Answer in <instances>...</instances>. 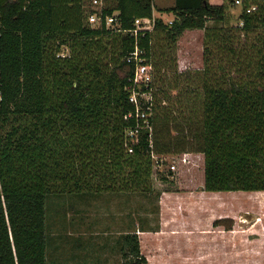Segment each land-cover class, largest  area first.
Listing matches in <instances>:
<instances>
[{
	"label": "trees",
	"instance_id": "1",
	"mask_svg": "<svg viewBox=\"0 0 264 264\" xmlns=\"http://www.w3.org/2000/svg\"><path fill=\"white\" fill-rule=\"evenodd\" d=\"M232 3L175 0L166 21L153 0H0V264H48L51 193L151 190L167 153L201 152L208 190L264 189V0H242L234 23ZM136 17L153 27L134 33ZM187 28H204V63L182 83L172 46ZM124 235L132 254L113 264H145Z\"/></svg>",
	"mask_w": 264,
	"mask_h": 264
},
{
	"label": "rangeland",
	"instance_id": "2",
	"mask_svg": "<svg viewBox=\"0 0 264 264\" xmlns=\"http://www.w3.org/2000/svg\"><path fill=\"white\" fill-rule=\"evenodd\" d=\"M231 5V22H238L241 3ZM213 23L210 17L207 24ZM204 45V28H187L176 39L172 49L176 70H184L182 83L194 75V69L202 68ZM63 51L68 52V47ZM161 71L174 76L175 63ZM188 155L190 160L180 159L170 179L163 180L159 173L168 170L169 162L155 163L153 189L148 191L86 189L48 195V264L120 261L132 254L124 253L129 244L119 248L116 241L130 220L147 258L145 264H264V189L208 190L204 155L198 151ZM127 192L132 195L129 203ZM158 226L163 229L160 233L154 232ZM140 228L146 230L141 237Z\"/></svg>",
	"mask_w": 264,
	"mask_h": 264
},
{
	"label": "built area",
	"instance_id": "3",
	"mask_svg": "<svg viewBox=\"0 0 264 264\" xmlns=\"http://www.w3.org/2000/svg\"><path fill=\"white\" fill-rule=\"evenodd\" d=\"M237 3H241L242 0H235ZM95 6L97 8H99V6L102 4V0H93ZM256 8V4L255 3H251L249 5H247L246 7V11H252ZM116 11L111 13V14H107L106 16V23L107 24H110L112 23V21L116 20ZM155 15V14H154ZM89 21L90 22H93V23H96V22H99L101 20V13L98 9H96L95 11H92L89 13ZM172 19H169V21H171ZM154 17H150V18H141V17H136L135 18V26L133 28V32L134 33H137L138 29H143V28H152L153 25H154ZM240 23H242V20H240ZM139 47L136 45L135 46V49L133 51H131L126 59L127 60H131L133 58H136L138 57V54H139ZM140 74H142V76H144V80H147L149 76H151V65L146 63V62H141L138 64V67L136 69V72H135V80L138 79V77L140 76ZM137 90H134L131 94V98L137 102L139 104V100H138V95H137ZM3 97V84H2V81L0 79V99ZM146 125L147 126H150V123L149 121L146 122ZM137 132V127L136 128H133L130 130V134L131 135H134L135 133ZM137 139L136 135L133 136V141ZM130 150L132 149L131 147L129 148ZM189 152L190 151H183L181 153H174L170 156H167L166 154L165 155H162L159 157L157 163L158 165L160 164H164V163H167L169 162L168 164V167L169 169L171 170V174L170 175H173V172H175L177 169H179V166H178V161L181 159L182 162H186L190 159L189 158ZM156 157H158V155H156Z\"/></svg>",
	"mask_w": 264,
	"mask_h": 264
},
{
	"label": "crops",
	"instance_id": "4",
	"mask_svg": "<svg viewBox=\"0 0 264 264\" xmlns=\"http://www.w3.org/2000/svg\"><path fill=\"white\" fill-rule=\"evenodd\" d=\"M210 1H212V2H223L224 0H210ZM175 3V0H159V1H155V0H153V4H154V9H153V12L155 13V14H157V15H161L163 18L164 17H166L167 19L168 18H171V17H173L174 16V13L173 12H167V11H164V10H162V9H160V8H165V7H167V6H170V5H173ZM155 5L156 6H158V10L156 9V7H155ZM231 6L232 5H230V9H231ZM164 14H167V15H164ZM124 189H120V190H117L118 192H124L123 191ZM129 191H133V190H129ZM129 193V194H128ZM129 197H132V195H131V193L130 192H127V194H126V198H127V200L126 201H128V202H126V203H129L130 202V199H129ZM130 206V205H129ZM130 207H132V205L130 206ZM127 214V216H128V212L126 213ZM131 214H132V212H131ZM130 214V215H131ZM129 215V216H130ZM131 217V216H130ZM130 219H132V217L130 218ZM129 219V220H130ZM172 220V219H171ZM173 222H175V220L173 221ZM122 224V223H121ZM163 224H165V223H161V226L163 227ZM134 224H133V221L132 220H130L129 222H127V224H126V227H124L123 229H121L122 230V233L123 234H119L118 235V237H117V244H118V246H119V248H124V247H126V243H127V239H125L126 237H125V235H124V233H127V232H134ZM162 227H155L156 228V230H154V232H157V233H160L163 229H162ZM139 229V228H138ZM146 232V230L145 229H141L140 228V234H139V237H141L142 236V234L141 233H145ZM121 235V236H120ZM52 240V239H51ZM141 240V239H140ZM142 241V240H141ZM111 264V263H110ZM112 264H113V262H112Z\"/></svg>",
	"mask_w": 264,
	"mask_h": 264
}]
</instances>
